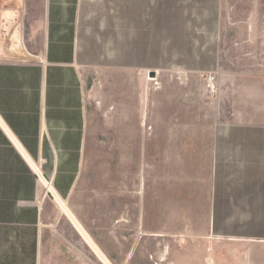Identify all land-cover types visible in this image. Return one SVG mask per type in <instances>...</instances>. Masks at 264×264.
Here are the masks:
<instances>
[{
    "label": "crops",
    "instance_id": "1",
    "mask_svg": "<svg viewBox=\"0 0 264 264\" xmlns=\"http://www.w3.org/2000/svg\"><path fill=\"white\" fill-rule=\"evenodd\" d=\"M228 8L0 0V264H264V17L222 70Z\"/></svg>",
    "mask_w": 264,
    "mask_h": 264
},
{
    "label": "rangeland",
    "instance_id": "2",
    "mask_svg": "<svg viewBox=\"0 0 264 264\" xmlns=\"http://www.w3.org/2000/svg\"><path fill=\"white\" fill-rule=\"evenodd\" d=\"M229 3L228 13L230 19L236 21V27L239 30L237 39L241 40L239 44H225L228 53L234 55L226 57L222 60L221 69H256L259 66L261 51H260V24L264 17V0H227ZM252 37L251 41H246ZM231 46V47H230ZM235 49V50H234ZM218 82L229 81L225 78L226 75L218 74ZM222 94V91H217Z\"/></svg>",
    "mask_w": 264,
    "mask_h": 264
}]
</instances>
